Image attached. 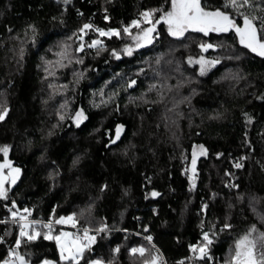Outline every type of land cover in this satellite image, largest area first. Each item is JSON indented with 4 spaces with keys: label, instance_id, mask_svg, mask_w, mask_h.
Returning a JSON list of instances; mask_svg holds the SVG:
<instances>
[{
    "label": "trees",
    "instance_id": "16d2710c",
    "mask_svg": "<svg viewBox=\"0 0 264 264\" xmlns=\"http://www.w3.org/2000/svg\"><path fill=\"white\" fill-rule=\"evenodd\" d=\"M224 2L201 0L242 24ZM252 3L241 11L264 18V0ZM154 8L166 11L170 0H0V147L21 169L0 198V263L14 250L30 264H69L40 226L15 248L13 201L21 214L32 210L29 220L56 226L75 214L78 228L106 225L77 264H139L130 249L149 246L165 264H226L237 239L253 226V237L264 232V57L234 32L174 38L161 22L151 43L113 59L130 42L123 28ZM86 23L121 34L81 32ZM93 39L102 45L89 47ZM201 56L219 61L203 75L189 63ZM80 110L87 118L77 126ZM201 145L193 186L188 168ZM204 233L212 242L198 260L190 245L205 244Z\"/></svg>",
    "mask_w": 264,
    "mask_h": 264
},
{
    "label": "snow or ice",
    "instance_id": "6c2138e0",
    "mask_svg": "<svg viewBox=\"0 0 264 264\" xmlns=\"http://www.w3.org/2000/svg\"><path fill=\"white\" fill-rule=\"evenodd\" d=\"M69 0H64V3H68ZM252 8L255 5L252 0H225L223 8L231 9L236 13L238 17L242 19V24L237 22V19L226 10L221 8H215L208 10L206 7L202 6L201 0H170V8L168 10L163 9H150L140 13L142 20H132L129 26L123 28V32L132 37L136 41L135 47H142L144 44H149L152 42L153 33L156 32V25L163 22L167 26V31L169 35L174 37H182L188 31L203 33L207 36L211 33H228L234 32L235 36L238 38L240 45L255 53L257 56L264 57V18H259L253 15L246 14L241 11L242 8ZM160 12L158 17H155V13ZM105 20L108 19L107 16L104 17ZM259 20V23L256 21ZM141 23H147L150 25L146 28H141ZM135 26L140 29L136 35H132L130 28ZM31 27V26H30ZM99 33L101 37H112L120 36V30L115 28L103 29L92 25L91 23H86L80 29L84 32L85 29H93ZM97 45H102V41L99 39H93L89 47H96ZM83 48V44L80 46ZM202 51H207L208 49L214 48L215 45L211 43H202L199 45ZM80 50V49H78ZM132 47L126 45L125 52L130 56L132 55ZM115 54V50H113ZM200 65V73L203 75L206 66H211L219 61L216 59L207 60L205 57L201 56L197 61ZM189 63H192V58H189ZM131 83H135L132 81ZM7 113V108L0 110V120H3ZM83 111H77L75 117V123L77 126L86 119ZM63 119V117H61ZM250 119V118H249ZM123 125L117 126L116 129V139H119L120 131ZM201 155H206V149L203 145L200 146ZM0 152L4 154V161L0 163V198L7 199L8 189L5 187L6 184L14 185L19 178L20 169L18 167H13L10 160L7 159L8 147H0ZM192 169L195 171L196 167V152L192 155ZM236 168H241L242 165L237 163L234 165ZM4 169H8L7 174H5ZM152 196H158L159 193L153 191ZM15 202H12V209H9L13 222L19 226L18 237L15 241V248H19L23 242H31L40 236V231L37 226L47 229L43 233V238L45 240H54L56 242L57 249L59 250L60 260L68 261L69 264H77L79 259L82 257L85 249L90 248V246L95 243L96 236L89 234V229L87 227L83 228V234L69 233L65 231H60L59 234H52V221L49 220L47 223H43L38 220H29L31 216V209L24 208L23 214L19 210L15 209ZM74 215L67 217L61 216L55 221L56 224H71L72 227H76V220ZM4 221H0L2 223ZM225 227H231L230 225H225ZM107 228L106 225H101L96 232L104 231ZM256 232L255 226H253L248 233L240 237L235 241L234 252L231 256L230 262L226 264H264V232L259 233L256 237L252 236V233ZM145 239L151 241L152 237L147 236ZM204 241L211 244V239L208 233H204ZM261 243L262 251L257 254L256 247L257 242ZM0 242H3V237H0ZM193 252H197L200 258H204L207 255V245H201L197 248L196 245H190ZM116 251H119L117 248ZM131 253H139L143 255L145 249L143 247H133L130 249ZM9 256H14L15 260H5L4 264H27L25 257L20 255L17 251H9ZM211 259V257H209ZM42 264H55V262L50 260L42 261ZM90 264H104L101 260L91 261ZM146 264H157V257H153L151 261H146Z\"/></svg>",
    "mask_w": 264,
    "mask_h": 264
},
{
    "label": "rangeland",
    "instance_id": "374dc122",
    "mask_svg": "<svg viewBox=\"0 0 264 264\" xmlns=\"http://www.w3.org/2000/svg\"><path fill=\"white\" fill-rule=\"evenodd\" d=\"M150 25H148L147 23H141V28H146V27H149ZM156 27H158V24L156 25ZM130 32L132 33V35L134 36V35H136L139 31H140V29H138V28H136L135 26H132L130 29ZM156 30H157V28H156ZM188 32H192V31H188ZM188 32H186L185 34H187ZM184 34V35H185ZM127 35V34H126ZM153 38L154 37H156V32H154L153 34ZM128 37L130 38V42H128V43H126V44H124L121 48H119V49H117V50H115V54H113V51L111 52V56L113 57V59H115V60H119V59H121L122 57H127V56H129L126 52H125V46L126 45H128V46H131L132 47V49H133V51H132V54L135 52V51H137L139 48H137V47H135V44H136V41H134L133 39H132V37L131 36H129L128 35ZM172 37H174V36H172ZM183 37V36H182ZM174 38H181V37H174ZM145 45V44H144ZM143 45V46H144ZM131 56V55H130ZM204 57V56H203ZM200 58V57H199ZM198 58V59H199ZM198 59H192V63H190L192 66H197L198 67V69H199V72H200V65L196 62ZM205 59H207V60H212L211 58H207V57H205ZM217 65V63L216 64H214V65H211V66H206V70H205V72H204V74H206L207 72H209L210 70H212L215 66ZM201 74V73H200ZM205 149V148H204ZM196 152V167H197V164H198V161H199V159L201 158V157H203V156H205V155H201L200 154V152H201V149H200V146H195L194 147V149H193V152ZM7 159L8 160H10L9 159V150H8V155H7ZM1 163H3V162H1ZM12 163V162H11ZM12 166L13 167H16V166H14L13 164H12ZM196 167H195V171H193V169H192V164L190 163V166H189V168H188V175H189V177L191 178V181H192V185L194 186V184H195V177H196V173H197V170H196ZM19 168V167H18ZM20 169V168H19ZM4 172H5V174H7V172H8V169H4ZM20 176H21V169H20V174H19V178H20ZM19 178L17 179V181H16V183L18 182V180H19ZM15 183V184H16ZM14 184V185H15ZM14 185H8V184H6L5 185V187L7 188V186H9V187H13ZM186 210H187V208L185 207V208H183V214H184V212L186 213ZM53 227H60L61 228V230L60 231H65V232H69V233H76V234H80V235H82L83 234V229L82 228H78L77 226L76 227H72V225L71 224H56V226H54V225H52ZM40 231V230H39ZM95 233H97L95 230H91V229H89V234L90 235H94ZM246 233H248V232H246ZM245 233V234H246ZM53 234V233H52ZM59 234V233H58ZM244 234V235H245ZM203 245H207V252H208V243L206 242L205 244H203ZM144 249H145V252H144V254L143 255H140L139 253H138V255H139V257H138V262H139V264H146V261H151V259L153 258V257H157V264H165V260L163 259V257H162V255L158 252V251H154L150 246L149 247H143ZM234 248H235V243L232 245V248L230 249V252H229V254L227 255V262H230V259H231V256H232V254H233V252H234ZM86 250V249H85ZM85 250H84V252H85ZM59 251V250H58ZM84 252H83V254H84ZM194 254H195V258L196 259H202V258H200L199 257V255H198V253L197 252H194ZM59 256H60V254H59ZM83 256V255H82ZM7 260H10V261H14L15 260V257L14 256H9V258L7 259ZM26 260V259H25ZM44 260H50V259H44ZM43 260V261H44ZM5 261V260H4ZM4 261L3 262H1L0 264H4ZM27 261V260H26ZM50 261H53V260H50ZM95 261V260H94ZM53 262H55V261H53ZM27 264H30L28 261H27ZM39 264H42V262H40ZM55 264H56V262H55ZM104 264H106V263H104Z\"/></svg>",
    "mask_w": 264,
    "mask_h": 264
}]
</instances>
